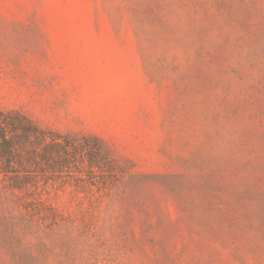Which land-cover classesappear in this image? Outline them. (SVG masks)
I'll return each instance as SVG.
<instances>
[{
	"label": "rangeland",
	"instance_id": "obj_1",
	"mask_svg": "<svg viewBox=\"0 0 264 264\" xmlns=\"http://www.w3.org/2000/svg\"><path fill=\"white\" fill-rule=\"evenodd\" d=\"M0 112L112 162L0 174V264H264V0H0Z\"/></svg>",
	"mask_w": 264,
	"mask_h": 264
},
{
	"label": "trees",
	"instance_id": "obj_2",
	"mask_svg": "<svg viewBox=\"0 0 264 264\" xmlns=\"http://www.w3.org/2000/svg\"><path fill=\"white\" fill-rule=\"evenodd\" d=\"M109 158L95 139L75 142L40 129L21 113L0 112V174L12 173V188H24L37 171L62 173L74 160L85 164L89 173L111 168ZM14 164L19 170L12 169Z\"/></svg>",
	"mask_w": 264,
	"mask_h": 264
}]
</instances>
